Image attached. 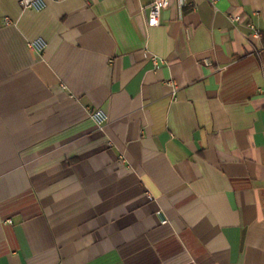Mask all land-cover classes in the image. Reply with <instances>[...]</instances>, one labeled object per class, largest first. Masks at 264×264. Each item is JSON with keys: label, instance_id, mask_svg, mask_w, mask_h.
<instances>
[{"label": "crops", "instance_id": "0c3cea01", "mask_svg": "<svg viewBox=\"0 0 264 264\" xmlns=\"http://www.w3.org/2000/svg\"><path fill=\"white\" fill-rule=\"evenodd\" d=\"M44 1L0 0V264H264V0Z\"/></svg>", "mask_w": 264, "mask_h": 264}, {"label": "built area", "instance_id": "2783aa9c", "mask_svg": "<svg viewBox=\"0 0 264 264\" xmlns=\"http://www.w3.org/2000/svg\"><path fill=\"white\" fill-rule=\"evenodd\" d=\"M209 3H211L212 5H215V3L217 2V0H207ZM180 4L182 7H186L187 6V0H179ZM20 4L24 9H32L35 11H40L42 9L45 8L46 4L44 0H20ZM171 5V0H153V3L151 5L150 8V14H149V26L150 27H157L160 24V19H161V14L162 11L168 9ZM231 22L232 23H238L241 21V17L240 16H231L230 17ZM5 24L9 25L10 24V19L8 17H5L4 19ZM252 29H254V27H252ZM255 30V29H254ZM255 35L260 37L261 34L258 30L255 31ZM33 48L41 51L44 48V44L42 41H36L35 43H33L32 45ZM264 54V49L258 51V55L261 56ZM155 61H157V59H154ZM263 73H264V65H263ZM95 121L98 123V125H101L104 120L105 117L102 113V111L98 110L94 113L93 115ZM161 218H162V212H158L157 213ZM9 223H12V221H9ZM162 224L166 225L168 224V220L162 218Z\"/></svg>", "mask_w": 264, "mask_h": 264}]
</instances>
